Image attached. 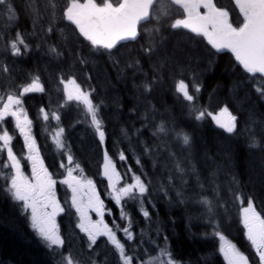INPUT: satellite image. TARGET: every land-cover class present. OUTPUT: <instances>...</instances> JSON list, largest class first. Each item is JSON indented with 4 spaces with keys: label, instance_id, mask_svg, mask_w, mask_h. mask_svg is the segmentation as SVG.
<instances>
[{
    "label": "snow or ice",
    "instance_id": "obj_1",
    "mask_svg": "<svg viewBox=\"0 0 264 264\" xmlns=\"http://www.w3.org/2000/svg\"><path fill=\"white\" fill-rule=\"evenodd\" d=\"M231 4V7L220 6L218 0H168L167 6H162L161 0H21L20 7L32 19L31 35L40 41L36 45L37 50L41 44L45 45V55H51L55 60L67 55L79 64L87 65L88 59L78 50L80 44H84L92 52L103 50L111 57L114 55V49L138 42L142 33L147 32L148 40L141 44L140 52L150 63L157 61L153 64L154 68L163 69L169 62L167 56L161 58L167 39L164 31L167 30L171 36L173 30L184 29L194 34V38L206 40L215 53H231L237 65L244 73L251 74L252 79H264V0H231ZM0 16H5L9 22L18 19L14 0H0ZM177 16L180 18H176ZM58 22L70 27L72 41L64 35V27H57ZM57 32L67 41L63 48L48 43V38ZM31 50L24 34L19 31L8 41L6 47L12 57H20ZM116 63L113 62L114 67ZM140 63V59L127 63L126 67L132 69L133 77L142 71ZM9 71L6 64L0 65V74H7ZM91 78L87 77L89 80ZM159 82L160 78H145L142 85H136L135 81L133 83L134 87L142 89V93H150ZM60 83L64 85L66 99L58 107L62 109L74 102L76 105H82L90 116L88 126L99 146L104 149L97 175L102 181H106L103 196L119 210L120 222L113 218L110 226L106 221V216H113L112 208L108 207L102 198L97 183L83 176V169L75 161L70 146L66 143L65 129L60 124L61 113L46 111L41 107L36 119L56 122L53 141L60 158L58 169L63 171L54 173L45 166L32 133L33 120L29 118L24 106L27 94L45 91L39 76H34L30 82L0 94V196L24 218L34 235L57 257L56 264H82V253L64 251L66 241L57 222V217L63 213L77 217L75 227L85 234L88 249L94 252L84 264H98L95 256H98L99 252H96L93 246L99 248L98 240L101 237L106 238L103 243L111 245L117 264H152L154 248L158 249L160 257H167L166 260H160L159 264H179L171 259L167 236H164L165 247H160L155 239L145 241L146 233L143 229L137 240L127 206L130 202H135L144 220L150 222L151 213L145 203H152L154 192L163 193L165 198L170 199V192L175 190L179 202H184L185 193L182 186L187 184V179L183 161L191 163L189 156L184 153H191L192 136L176 124L169 125L162 121L152 126L151 134L159 143L149 145L140 141L143 154L152 161L155 170L157 157L166 153L160 182L154 183L144 170L139 157L136 158V164L140 166L137 173L128 163L124 150L118 151L117 161L104 147L107 130L100 114L101 105L97 104L93 97L96 89H83L74 77L65 79L63 74L60 75ZM69 85L73 86L72 90H69ZM174 87L175 94L182 97L181 103L187 102L184 107L189 109L192 120L202 123L206 117H211L219 129L229 135L235 133L237 117L231 114L227 107L220 109L218 114H213L207 109H200L196 114L194 102L202 86L194 78L191 89L183 79ZM255 91L264 99V88H257ZM7 125L12 126L11 131ZM147 126L148 120L145 118L142 128ZM17 130L19 137L23 138L20 152L14 150L13 144ZM141 130L136 129L135 134L139 135ZM121 131L124 132L123 129ZM124 135L127 137L126 132ZM251 139L250 147H256L255 137ZM172 147L180 150L182 160L177 158V153L172 151ZM23 149H27V155ZM118 162L123 163L118 167ZM169 162L174 163V167L170 168ZM28 168L30 174L26 173ZM77 172L78 174L74 175ZM176 173L180 175L177 176ZM175 180L180 181V188L174 184ZM237 184L238 181L233 177L229 181L228 191L233 201L246 205L242 207L241 212L242 224L246 230L245 237L249 242L248 253L239 250L221 230L219 224L213 226L212 235L218 238L219 251L227 264H264V209L258 208L254 195L244 196L239 187H233ZM58 185L64 186L70 192L63 200L57 195ZM200 186L203 187L202 184ZM199 202L209 204L207 198ZM152 206L155 207L154 204ZM219 206L223 207V204ZM89 213H95L97 219L94 220ZM121 233L122 237L119 235ZM159 234L157 229V235ZM146 243L154 248L146 247ZM100 264H108L107 254Z\"/></svg>",
    "mask_w": 264,
    "mask_h": 264
},
{
    "label": "trees",
    "instance_id": "obj_2",
    "mask_svg": "<svg viewBox=\"0 0 264 264\" xmlns=\"http://www.w3.org/2000/svg\"><path fill=\"white\" fill-rule=\"evenodd\" d=\"M218 3L224 7L232 6L231 0H218ZM14 4L17 7L18 19L9 22L5 16H0V65L6 64L11 71L4 76L10 86L30 82L34 76L40 77L45 91L27 94L25 103L34 120L33 129L42 158L50 171L55 172L60 158L55 144L50 140V134L54 132L56 122L37 120V115L33 111L35 109L39 112L41 107L52 102L47 95L48 87L51 85L47 73L38 68L47 49L41 44L37 50L36 45L40 41L31 35L32 19L20 7L21 0H14ZM17 31L24 34L32 50L20 57L10 58L12 57L10 52L6 51L7 43L15 37ZM164 35L167 37L166 47L161 53V58L167 56L169 62L163 69L154 68L153 64L157 61L150 63L140 52L141 44L148 40L145 32L138 42L114 49V55L111 57L103 50L92 52L84 44H80L78 50L88 59L87 65L70 60L67 55L60 60L48 55L51 57L49 65L52 66L48 67V71L56 81L63 74L62 70H74L73 74L77 76L83 89H96L93 97L95 102L101 105L100 114L107 130L104 147L117 161L118 151L124 150L128 163L137 173L140 166L136 164V158L139 157L144 170L154 183L160 182L166 153L157 157L155 170L152 161L143 154V145L140 141L149 145L159 143L151 134L152 126L162 121L169 125L176 124L192 136L191 153L190 155L184 153L185 156H189L191 163L183 161L186 168L184 175L187 179V184L182 186L185 193L184 202H179L175 190L170 192V199L165 198L163 193L154 192L152 203H145L151 213L150 222L144 220L135 202H130L127 210L130 212L137 240L143 229L146 233L145 241L155 239L160 247H165L164 236H167V248L171 253V259L178 261L179 264H227L219 251L218 238L212 235L214 225L219 224L228 239L246 254L249 245L241 219V209L246 205H240L239 202L232 200L228 191L229 181L235 177L238 184L233 187H239L244 196L254 195L258 208L264 209V99L255 91L257 88H264V79L259 77L252 79L251 74L244 73L237 65L231 53H215V50H211L207 45L206 40L194 38V34L188 30H173L171 36L165 30ZM67 36L69 41L73 40L70 27ZM48 43L63 48L65 41L55 34L48 38ZM134 59H140L139 67L142 69L135 77L132 75V69L126 67L127 63ZM114 61L117 62L115 67ZM69 64L73 66L64 68ZM13 68H19L21 74L16 76ZM94 68H103L101 76L104 74L106 81L94 75ZM88 76L92 77L91 80L87 79ZM145 78H160V82L150 93L139 95L145 104L139 108L131 99L135 97L136 92L132 84L135 81L136 85H142ZM193 78L202 86L194 102L196 114L200 109L218 114L220 109L227 107L229 112L237 117L234 134L229 135L219 129L211 117H206L202 123L190 118L189 109L184 107L187 102L181 103L182 97L175 94L174 86L183 79L191 89ZM102 85L105 86L104 90ZM74 117H78L81 121L79 126L83 128V137L79 139L77 132L72 133ZM145 118L148 120V126L142 128ZM89 123L90 116L80 106L76 109L68 108L61 114L60 124L65 129L66 143L70 146L75 161L80 164L87 177L105 185L106 181H102L97 175L104 149L94 138ZM121 129L127 133V137ZM136 129H142L139 135L135 134ZM251 137H255L256 147H250ZM90 149L92 152L87 151ZM172 151L182 160L179 149L172 147ZM120 163L123 162H118V167ZM169 167H174V163L169 162ZM224 183L226 186H222ZM174 184L177 188L181 187L179 180H175ZM204 198L209 201L208 205L199 202ZM107 202L111 206L112 203ZM221 203L223 207L219 206ZM145 246L154 248L147 243ZM64 251L67 252L66 247ZM129 253L132 254L131 250ZM166 259L167 257H160L158 249L154 248L152 264H159L160 260ZM56 262L57 257L34 235L24 218L0 196V264H56Z\"/></svg>",
    "mask_w": 264,
    "mask_h": 264
},
{
    "label": "rangeland",
    "instance_id": "obj_3",
    "mask_svg": "<svg viewBox=\"0 0 264 264\" xmlns=\"http://www.w3.org/2000/svg\"><path fill=\"white\" fill-rule=\"evenodd\" d=\"M167 2L168 1H166V0H161L162 6H167ZM57 27H64V29H65L64 35L67 36L68 26H66V24H61L60 22H58L57 23ZM56 34L62 39L61 33L57 32ZM146 34H147V38H148V33L146 32ZM65 43H67V41H65ZM10 58H14V57H10ZM69 59L71 60V58H69ZM41 61H42V64L40 66H38V68H40V70H42V71L44 70V72L47 73L48 81L51 84L50 87H48L47 95L52 100V102L49 103L47 106L46 105L43 106L45 108V110L46 111H49V110L59 111L61 114H63V113H65L67 111L68 108L76 109V107H78V106L83 107L82 105H76L74 102H71L68 106H66L65 108H62V109L58 107L66 99L65 91H64V85L60 83V79L55 81L56 78L54 79L53 76H51V74H50L51 72L48 71V67H52V66L49 65L51 63L50 62L51 61V57H49L48 55H45V57L42 58ZM72 66H73L72 64H69L67 67H64V68H70ZM12 71L15 72L14 74H16V76L21 74V71H20L19 68H17V69L13 68ZM102 71L104 72L103 68H98V69L94 68L93 69V73L98 79L100 77H102L101 78L102 81H104V80L106 81V79H105L106 76L104 74L101 76V72ZM62 73H63V76H64L65 79H68L69 77H74L76 79L77 83L80 85V83L78 82L79 79L77 78V76H75L73 74V73H75L74 70L64 69V70H62ZM5 75L6 74H0V94L7 93L8 91H11L13 87H15L14 85L10 86V84L5 81V79H4ZM101 79H100V83H101ZM132 87L134 89V92H135V90H136V92H135V97L133 96V97H131V99L135 102V104H138L139 108L142 107L141 105L145 106L144 101L139 98V97H141L139 95L142 94V90L138 89L137 87H134V84H132ZM72 89H73V86L69 85V90H72ZM102 89L103 90L105 89L104 85H102ZM24 106L27 109L29 118L32 119V114L30 112V109L27 107L26 103H25ZM32 107H33V105H32ZM32 107H31V109H32ZM33 111H34V113H36V115H38L39 112H37V110L34 109ZM77 120H79L78 117H74V119H73V125H74L73 129L74 130H73L72 133L75 134L77 132L79 134V136L77 138L79 139V138L83 137V133H82L83 128H81V126H79L80 123H76ZM33 123H34V120H33ZM6 127H8L9 130L11 131V129H12L11 125H7ZM32 133L35 136L34 130H33V125H32ZM54 135H55V131L50 134V140L52 141L53 144H55L54 141H53V136ZM15 143H18V146H20L19 144L23 145V138L19 137L18 130L16 131V138H14V140H13V144H15ZM37 147H38V144H37ZM87 151L88 152H92L91 149L87 150ZM23 152H24L25 155H27V149H23ZM45 166L48 167L46 162H45ZM61 170L62 169L56 168L55 172L61 171ZM26 173L30 174V168L26 169ZM76 174L77 173H74V175H76ZM83 176L87 177V175L84 174V173H83ZM222 186H226V184L224 183ZM99 191L102 193V196H103V192L101 190H99ZM57 195L63 200V199L66 198L67 195H70V192H68L67 189L64 186H59L58 185V193H57ZM106 200H107V197H105V201ZM110 207L114 208V209L112 208L113 216H111V217L110 216H106L105 219L109 223V225L111 226V221H112L113 218L117 219L118 222H120V221H119V210L116 208L114 203H112ZM72 212L74 213V209L72 210ZM89 214L92 216V218L94 220L97 219L95 213H89ZM241 219H242V214H241ZM57 222H58V224L60 226L61 233H62V235H63V237L65 238V241H66V243H65L66 251L71 250V251H73L74 254L82 253L83 254V256H82V264H84V262H87L88 261V257L89 256H93L94 252H92V251H90L88 249V241H87V237L85 236V234L80 232L79 228L75 227V225L77 223V217L75 215H69L68 213H64V215L60 219H58ZM121 223H123V222H121ZM119 235L122 237V233L119 234ZM103 241L104 240H102V239L98 240L99 248H97L96 246H93L94 250L96 252H99V255L95 256V259L97 260L98 264H100V262L104 261L106 254H107V257H108V264H117V261H116L115 257L112 254L111 245H106L105 243H103Z\"/></svg>",
    "mask_w": 264,
    "mask_h": 264
}]
</instances>
